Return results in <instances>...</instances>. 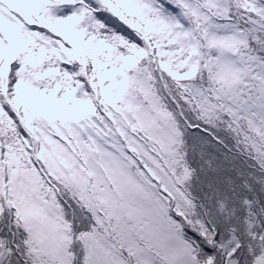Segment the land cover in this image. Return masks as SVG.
I'll return each instance as SVG.
<instances>
[{"label":"snow or ice","instance_id":"6c2138e0","mask_svg":"<svg viewBox=\"0 0 264 264\" xmlns=\"http://www.w3.org/2000/svg\"><path fill=\"white\" fill-rule=\"evenodd\" d=\"M0 264H264V0H0Z\"/></svg>","mask_w":264,"mask_h":264}]
</instances>
